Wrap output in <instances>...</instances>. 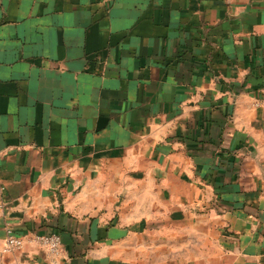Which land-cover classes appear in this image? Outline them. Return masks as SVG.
<instances>
[{"label": "crops", "instance_id": "obj_1", "mask_svg": "<svg viewBox=\"0 0 264 264\" xmlns=\"http://www.w3.org/2000/svg\"><path fill=\"white\" fill-rule=\"evenodd\" d=\"M262 93L264 0H0V264H264Z\"/></svg>", "mask_w": 264, "mask_h": 264}, {"label": "built area", "instance_id": "obj_2", "mask_svg": "<svg viewBox=\"0 0 264 264\" xmlns=\"http://www.w3.org/2000/svg\"><path fill=\"white\" fill-rule=\"evenodd\" d=\"M254 105L264 106V93L256 94ZM32 241L39 244L47 250L50 254L51 259L56 260L57 256L62 250V237L59 232H30L28 234H17L12 229H8L6 239L4 241L2 250L4 252H12L21 249L26 242Z\"/></svg>", "mask_w": 264, "mask_h": 264}]
</instances>
